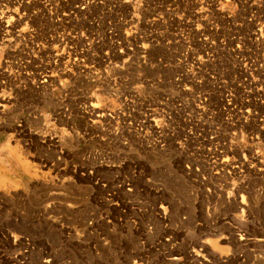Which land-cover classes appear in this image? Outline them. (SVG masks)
I'll return each mask as SVG.
<instances>
[{
	"label": "rangeland",
	"instance_id": "1",
	"mask_svg": "<svg viewBox=\"0 0 264 264\" xmlns=\"http://www.w3.org/2000/svg\"><path fill=\"white\" fill-rule=\"evenodd\" d=\"M0 264H264V0H0Z\"/></svg>",
	"mask_w": 264,
	"mask_h": 264
}]
</instances>
